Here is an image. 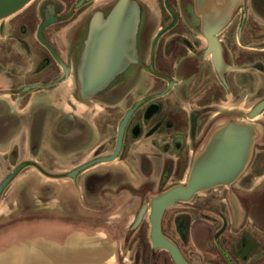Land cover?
Wrapping results in <instances>:
<instances>
[{
    "label": "flooded vegetation",
    "instance_id": "1",
    "mask_svg": "<svg viewBox=\"0 0 264 264\" xmlns=\"http://www.w3.org/2000/svg\"><path fill=\"white\" fill-rule=\"evenodd\" d=\"M117 1L34 0L0 27V105L15 110L9 123L20 127L16 110L41 102L38 111L28 109L26 115L32 154L43 145L42 131L53 130L54 137L48 164L34 155L30 161L17 160L13 151L7 155L0 164L1 175L5 171L0 183L13 175L0 191V204L5 188L26 175L25 168L55 184L65 180L69 189L66 207L59 206L65 211L49 202L34 209L35 202L31 209L46 216L28 215L23 178L15 186V202L4 201L0 237L23 228L36 231L21 240L42 237L64 245L75 237L100 236L114 248L117 234L126 232L123 243L127 237L134 245L130 264H173L167 252L151 248L148 210L135 224L137 212L150 197L169 188L171 178L183 182L193 155L214 126L246 118L264 100V0H238L228 22L213 33L222 60L218 70L197 0H130L139 11L135 55L120 77L91 98L80 99L77 68L90 22L96 15L107 17ZM210 1L220 6L227 0ZM115 86L121 88L118 96L116 89L110 90ZM130 110L119 151L113 159L100 161L115 152L119 125ZM252 122L260 135L236 181L197 194L162 214V234L189 262L264 264V108ZM249 164L254 168L247 175ZM83 165L87 166L77 170ZM137 179L141 182L135 186ZM55 184L52 190L42 189L49 201L54 199ZM38 195L42 202L45 195ZM125 197L124 206L132 209L136 199L140 204L123 227L108 218L118 215L116 199ZM179 208L184 210L171 212ZM87 211L107 217L87 222ZM52 220L62 230L60 237L39 233ZM201 239L207 244L198 249L202 255L189 254L186 246L190 242L200 246ZM16 241L20 240L11 243ZM9 246L3 244L0 252ZM114 261L118 264L116 257Z\"/></svg>",
    "mask_w": 264,
    "mask_h": 264
},
{
    "label": "water",
    "instance_id": "2",
    "mask_svg": "<svg viewBox=\"0 0 264 264\" xmlns=\"http://www.w3.org/2000/svg\"><path fill=\"white\" fill-rule=\"evenodd\" d=\"M34 0H0V27L5 21L23 11ZM238 0H227L217 6L210 0H197L203 15V29L209 40L208 50L212 53L218 70L221 57L215 47L213 33L220 30L229 20L232 8ZM133 1L118 0L107 17L96 15L90 22L88 37L77 68V88L80 99H89L105 89L110 81L127 66L135 55L139 11ZM131 51V54L129 52ZM264 108V100L258 103L246 118H230L214 126L202 146L193 155L186 172L185 181L172 185L153 195L143 203L136 215L139 223L144 211L148 210V238L151 248L168 253L173 264H202L184 259L175 244L161 232V218L165 209L188 203L193 196L217 187H229L245 171L253 144L260 135V128L252 122ZM130 110L121 121L117 133L115 157L120 148L121 134ZM83 165L77 170L85 168ZM13 175V174H12ZM11 175V176H12ZM8 176L0 183V191L10 180ZM41 240V239H40ZM38 238L14 245L0 252V264H114L113 247L103 237L90 240L75 237L64 245Z\"/></svg>",
    "mask_w": 264,
    "mask_h": 264
},
{
    "label": "rangeland",
    "instance_id": "3",
    "mask_svg": "<svg viewBox=\"0 0 264 264\" xmlns=\"http://www.w3.org/2000/svg\"><path fill=\"white\" fill-rule=\"evenodd\" d=\"M122 72H123V70L118 75L115 76V79H116V77L117 78L120 77V74ZM116 88H117L116 86L115 87H111L110 90H115ZM120 90H121V88L116 89L115 90L116 93H114V95L115 96H118V91H120ZM16 128L17 127H15V128L12 127V131H9L8 135H9L10 139H13L14 137H16V135H18V130L16 131ZM41 135H42L41 138H42L43 141H50L52 139L51 138L52 133L48 129H45L44 131H42L41 132ZM45 150H46V148L45 149L44 148H39V150H37L39 152V155H37V157L39 156L40 159H42V162H44V160H46L45 162H47V164H48L50 162L49 155H48L49 153L45 152ZM48 152H49V150H48ZM26 154H28L27 149H26ZM47 167H48V169H50L52 167L51 163L49 165H47ZM8 168L10 169V167H8ZM253 168H254L253 165H250V164L248 165V168L246 170L247 171V175H250L251 173H253V170H252ZM24 172H25L24 174H26V175H23V174L19 175L11 186H8V187L5 188L4 193H3V201L0 204V213L6 212L5 205H4L5 202L4 201H8L9 203L15 202V200H14V199H16V196H15L16 195L15 186H17V183L19 181H21L23 179V177H25L24 181L27 182L25 185H27V188H28L27 189V192L29 193V195H25V197L27 199H25L26 205L24 206V208L26 209V211L31 210L30 213H27V214L28 215L29 214L30 215H32V214H36V215L37 214H40V215H45L46 216V212L37 211V210H34V209L40 208L43 205H47V203L49 202V198L50 197H48V193L46 191H42V189H43V187L46 186L47 189H50L51 188V190H52L53 189L52 188L53 186L51 184H53V183L50 182V181H48L45 177L38 175L36 172H34V170H29L28 168H25L24 169ZM27 172H30V173L28 174ZM186 172H184V176L181 178L182 181H185ZM4 173H5V171H4ZM4 173L2 175L0 173V179L4 175ZM140 182H141V179L140 180L137 179V181L135 183V186L138 183H140ZM178 182H179V180L176 179V177L175 178H171L168 186H171L172 184H175V183L177 184ZM252 182H254V181H252ZM256 182H257V180H256ZM61 184H62L63 187L64 186L67 187L64 182H61ZM32 187H36V191L39 188V190H38L37 193H39L40 195H45V196H43V201L42 202L41 201L40 202H37L36 201V198H33L31 196V194H32L31 188ZM60 192L61 191H59V193ZM201 194L202 193H199L198 195H201ZM62 198L63 197H61V196L59 197L58 194H56L55 199H57V201L54 204H56L57 207L63 206L65 208L66 205H64L65 202H64V199H62ZM197 198L200 199L202 197H197ZM40 199H41V197H40ZM127 199H128L127 197H125L124 199H119V200L116 199V207H114V208H115V212L118 211V215H113V216L109 217L108 220H112L113 219V220H115L114 223H117L118 222L119 225H121L123 227L128 226V222L132 220L131 213L134 210H136V208H138L140 202H139V200L136 199L135 202H134L135 207L133 206L132 209H131L130 207L124 206L128 202ZM35 202H37V204L34 207V209L32 210L31 209V205L35 204ZM194 204L196 205L197 203L194 202ZM51 206H53V204H51ZM63 207H61V208L59 207V209L64 210ZM118 207L120 209H123V211H119L117 209ZM182 210H184V209L183 208L172 209L171 212H173V211L178 212V211H182ZM65 216H68V213H66ZM97 217H101V218H103L105 220V217H107V216H101V215H98L97 216L93 211H90V212L87 211V214H86L85 219H86L87 222H89V221L97 220L96 219ZM54 221H56V220H52L49 224H47L45 226L44 229L42 227L41 231L39 230L40 231L39 233H42V231H43L47 235H51L53 237L56 235L57 237H60L61 234H62V230L61 229H58V228H55V227H58V226L56 224L54 225V223H55ZM39 227L40 226L35 227V228L36 229H40ZM197 230L201 231L199 228H197ZM30 231L33 232V231H36V230L30 229L28 231L27 229H23V228H15V229L10 230L9 232H7L6 234H4V235H2L0 237V247L3 244H8L10 246L9 247H6V248L9 249V248H12L14 245H19V244H22V243L28 244L29 242H32L33 240H35L37 238L36 237L35 238H32L29 241H26V239H22L21 240V238H25L23 235H26V234L30 233ZM124 234L127 235L126 232H124V233H118L117 234L118 242H117V244H115V246L113 248L114 249V253H115V256L114 257H116V260H117L116 263H118V264H130L132 262L131 261L132 255H133L132 248H134V245H133V242L129 243L130 239H127V237H126V240L123 243L122 237H123ZM16 239H19L20 241H16L15 243L12 244L11 242L15 241ZM40 239L41 240H44L45 242H47L46 245L50 246V243H49V242H51L50 240H45V238L38 237V241H40V242H41ZM38 241L36 243H40ZM199 242L202 243L200 246H198L197 244H195V245H197V246H195L194 243L192 244V242H190L186 246V250L188 251L189 254L193 255V253H194L196 255H200V256L202 255L200 252H198V249L202 248L204 245L207 246V244L205 243L206 241H204V239L203 240L201 239ZM122 243H123V247H121V244ZM116 253H117V255H116ZM205 260L208 262L207 259H205Z\"/></svg>",
    "mask_w": 264,
    "mask_h": 264
},
{
    "label": "crops",
    "instance_id": "4",
    "mask_svg": "<svg viewBox=\"0 0 264 264\" xmlns=\"http://www.w3.org/2000/svg\"><path fill=\"white\" fill-rule=\"evenodd\" d=\"M31 99L33 100V97ZM40 103H41L40 101L35 100L32 103H28V105L26 107L19 109V110L18 109L16 110L17 113L19 115H21L20 116V122H21L20 127L12 125L11 123H9L10 121H12V118H13L12 115H14L13 112L15 110L14 109L8 110L4 107H1V105H0V164L5 161L7 155L11 151L16 153L17 160H19V161L25 160V159L30 161V160H32L33 155H34V157H37V155H39V152L37 151V150H39V148L35 150L37 152L36 154L35 153L32 154V151H30L31 149H30V147L28 145V141L26 139L28 137V131H29L26 127V122H27L26 115H28V113H29L28 109L38 111ZM12 127L13 128L17 127L16 131L18 130V135H16V137H14L13 139H10L8 133H9V131H12ZM52 132H53V130H52ZM51 138H54L53 134H52ZM49 142L50 141H43V145L41 148H44V149L46 148L45 152L49 153L48 155L50 157V156H53V153L51 151L52 149L49 148L50 147ZM26 149H27L28 154H26ZM48 150H49V152H48ZM37 158L40 159L39 156ZM45 161L46 160H44V162ZM67 169H68V167H67ZM27 173L29 174L30 172H27ZM23 178H25V177H23ZM64 181L65 180L56 181L57 186L54 187L56 189V191H55V194H53V196H52L54 199L52 201H49V204L54 205V203L56 202V200H55L56 194H58L59 197L62 196L63 197L62 199H64V200L66 199V196L69 194V189H68V187L62 186L61 182H64ZM258 181L259 180H257L256 184L258 183ZM52 183L54 184V182H52ZM53 184H51V185H53ZM37 190H39V188ZM59 191H61V192L59 193ZM31 192L34 195V197L36 198V201L38 202L37 198L39 199V195H38V193H35L36 187H32Z\"/></svg>",
    "mask_w": 264,
    "mask_h": 264
},
{
    "label": "trees",
    "instance_id": "5",
    "mask_svg": "<svg viewBox=\"0 0 264 264\" xmlns=\"http://www.w3.org/2000/svg\"><path fill=\"white\" fill-rule=\"evenodd\" d=\"M24 165H28L29 166L30 164L28 162H26Z\"/></svg>",
    "mask_w": 264,
    "mask_h": 264
}]
</instances>
